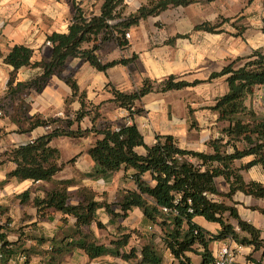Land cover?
Listing matches in <instances>:
<instances>
[{
  "label": "trees",
  "instance_id": "trees-1",
  "mask_svg": "<svg viewBox=\"0 0 264 264\" xmlns=\"http://www.w3.org/2000/svg\"><path fill=\"white\" fill-rule=\"evenodd\" d=\"M213 1L216 0H147L136 12L125 16L122 14L125 0H104L101 13L93 16H87L76 2V13L68 32H54L48 36L53 46L49 60L34 61V49L24 44L14 45L4 57L0 53V58L13 66L2 99L10 103L9 107L12 106L6 110V115L18 124L20 132H31L38 127L50 128L46 134L0 154L3 160L15 164L1 185L13 178L43 182L35 191L27 189L17 194L20 202L36 208L40 219L53 212L62 214V228L68 225L70 218L75 220L72 227L53 237H32L21 227L15 230L19 235L14 241L8 240L5 232L0 233L4 264H9L11 260L30 264L33 256L45 257V264H61L66 255L78 249L91 259L111 255L131 264H170L166 251L174 261L171 264H194L191 253L201 258L200 264H215L216 254L211 244L229 238L239 244L253 246L255 250L262 249L264 256L261 230L243 220L237 207L225 201H232L238 192L264 200V182L246 180L243 174L254 166H261L264 170V110L258 111L248 103L258 87L264 86V49H255L248 55L231 59L207 80L195 79L191 82L171 75L158 81L147 77L139 88L131 92L108 84L112 101L133 116L141 111L138 103L151 92L182 90L202 82L223 79L227 83V91L210 106L222 124L219 136L208 142L211 151L181 147L173 135H159L154 144L148 145L136 123L116 127L105 119L99 107L88 101L86 92L80 91L73 76H63L69 58H80L99 71L128 64L137 56L103 62L98 51L109 42H115L120 47L128 46L126 34L129 29L150 16H157L170 8ZM230 20L221 17L216 23L204 21L196 24L193 31L222 33L225 30L221 27ZM238 27L235 35L243 36L247 27ZM189 35L177 34L174 39ZM26 66L40 67L43 72L30 80L20 81L17 73ZM55 73L64 77L72 88L73 98L78 97L82 104L73 118L69 115V108L65 110V117L45 118L30 113L31 106L26 99L29 90L40 91ZM86 117L92 124L85 128L82 122ZM62 136L95 137L88 149L93 166L89 172L82 174L83 177L107 181L116 173L123 172L134 186L118 190L110 202L106 193L100 194L76 178L56 180L66 163L61 160V150L51 143ZM138 147H144V151L139 152ZM247 157L251 159L236 165V161ZM73 160L75 158L69 163ZM220 177L229 185L227 192L221 191L217 185ZM33 193L36 194L33 196ZM101 208L111 217L112 223L127 219L134 208H139L145 222L152 229L158 227L160 232L150 231L145 243L138 246L132 244V240L135 235L141 236L140 231L119 225L118 235L108 243H101L93 233L84 229L92 225L98 229L106 228L99 219ZM251 209L264 214V206H251ZM198 216L218 223L219 230L209 231L196 221ZM28 239H34L36 244L27 247ZM46 243L48 247L43 248Z\"/></svg>",
  "mask_w": 264,
  "mask_h": 264
},
{
  "label": "crops",
  "instance_id": "crops-1",
  "mask_svg": "<svg viewBox=\"0 0 264 264\" xmlns=\"http://www.w3.org/2000/svg\"><path fill=\"white\" fill-rule=\"evenodd\" d=\"M146 1L125 0L122 14L125 16L136 12ZM76 2L87 16H93L101 13L104 0H0V53L4 57L14 45L24 44L34 49V61L49 60L53 46L48 36L54 32H68L76 13ZM221 17L231 18L221 27L225 30L224 32L193 31L196 24L204 21L216 23L221 20ZM240 17H242L241 20ZM263 18L264 0H216L170 8L132 26L128 32L129 37H126L129 41L128 46L120 47L115 42H109L98 51L103 62L131 58L136 55L135 60L128 64L116 65L107 71H99L80 58H69L65 64L63 76L66 74L73 76L80 86V91L86 92L88 101L95 104V107H99L105 119L116 127L136 123L148 145L154 144L159 135H173L181 147L211 151L208 142L219 136V128L222 124L217 120L218 114L210 109V106L214 104H210L211 98L201 94V91L208 88H222L220 96L223 95L228 88L223 79L202 82L182 90L164 93L151 92L138 103L141 111L133 116H130L128 110L112 101L113 95L108 84L131 92L139 88L147 77L158 81L171 75L191 82L195 79L207 80L214 71H220L231 59L248 55L255 49H264ZM241 25L246 26L247 29L243 36L237 37L234 26ZM177 34L190 35L174 39ZM3 57L0 58V111H3L0 115V154L13 146L46 134L50 130L49 127H38L31 132H20L18 124L12 122L6 115V110L12 106L9 107L10 103L2 99L7 90L13 66L5 63ZM42 72L40 67L26 66L18 71L17 77L20 81H26ZM63 76L55 73L40 91L29 90L26 99L30 103L31 114H40L45 118L65 117V110L69 108V115L73 118L75 113L81 109L82 104L79 98H73L72 88ZM257 90L264 91V86L258 87ZM255 94L248 103L256 108ZM205 101H207L206 104ZM91 124L89 117L82 122L85 128L90 127ZM89 138L91 139L89 146L84 152L81 147L83 138L62 136L52 141L51 144L61 150V160L66 163L55 179L76 178L80 183L90 185L100 194L106 193V198L111 202L118 190L131 188L134 183L130 178H126L123 172L116 173L107 181L83 177L82 174L89 172L93 166L88 149L94 143L95 137L89 136L87 139ZM138 151L143 152L144 147H138ZM72 158L75 160L69 163ZM250 159L247 157L242 161H236V165ZM14 167L13 162L0 158V207H7L8 200L12 197L17 204L15 212H12V209L8 210V207L1 208L0 213L7 216L9 222L0 228V233L5 232L8 240L18 239L19 234L15 230L20 227L12 232L7 231L16 226V222L11 217H15L16 220L21 219L20 221L31 225L23 228V232H28L32 237H53L68 227H72L75 221L72 218L68 225L62 228L60 220L62 214L53 212L46 218L40 219L36 208L20 202L17 194L27 189L35 191L43 182L18 181L13 178L1 185ZM243 174L246 180L258 179L264 182V170L261 166H254L243 171ZM217 185L223 192L229 190V185L221 177L217 179ZM39 192L43 194L42 191ZM35 194L33 193V196ZM219 199L223 200L220 197ZM225 201L237 207L243 220L259 228L264 239V214L251 209V206L256 205L263 207L264 200L238 192L232 201L229 199ZM98 213L99 219L106 225V228L98 229L92 225L84 229L93 233L101 243H108L111 238L118 235L119 225L140 231L141 236L135 235L132 240V244L138 246L145 243L150 231L160 232L158 227L152 229L145 222L143 212L139 208H134L127 219L118 223L111 222V217L104 208H101ZM133 214L138 216V221L135 223L131 220ZM196 221L211 232H217L220 228L218 223L209 222L201 216H198ZM232 222L237 225L235 220ZM224 241L211 244L215 254ZM35 244L34 239H28L26 242L27 247ZM48 245L46 243L42 247L47 248ZM190 255L194 264H200L201 258L198 255L193 253ZM165 256H168V263L174 262L169 252L166 251ZM238 261L240 264H264L263 251L262 249L255 250L253 246L243 245ZM9 264H16V262L11 260ZM30 264H45V257L33 256ZM61 264L131 263L111 255L91 259L84 251L78 249L66 255Z\"/></svg>",
  "mask_w": 264,
  "mask_h": 264
},
{
  "label": "rangeland",
  "instance_id": "rangeland-1",
  "mask_svg": "<svg viewBox=\"0 0 264 264\" xmlns=\"http://www.w3.org/2000/svg\"><path fill=\"white\" fill-rule=\"evenodd\" d=\"M239 19L241 20L242 17H240ZM234 29L236 30L235 32H238L239 27H235L234 26ZM221 93H222V88H208V89H203L201 91V94H204L205 96H209L211 98L210 104L214 103L215 99L218 96H220ZM253 98H254V96H253ZM255 98L257 99L256 100V102H257L256 103L257 110L258 111H263L264 110V91L263 90L262 91L261 90H257V92L255 94ZM206 102L207 101H205V104H206ZM90 140H91L90 138L89 139L83 138L82 145H81V147L83 148V152L87 150ZM242 163L243 162H239L238 165H241ZM113 200H114V198H113ZM7 207H8V210L12 209V212L17 211L16 210L17 209V204H16L15 199L13 197H12L11 200L10 199L8 200V206ZM7 207H5V206L0 207V212H1V208H7ZM18 209H19V207H18ZM11 219L16 222V226H14L13 228L8 229L7 230L8 232H12L17 227L26 228L28 226H31L29 224H25L23 221H20L21 219L16 220L15 217H11ZM131 220L134 223L137 222L138 221V216L136 214H133ZM7 222H8L7 216H4V214L0 213V228H3V226H5V224ZM16 264H22V263L16 262Z\"/></svg>",
  "mask_w": 264,
  "mask_h": 264
},
{
  "label": "built area",
  "instance_id": "built-area-1",
  "mask_svg": "<svg viewBox=\"0 0 264 264\" xmlns=\"http://www.w3.org/2000/svg\"><path fill=\"white\" fill-rule=\"evenodd\" d=\"M129 37V33L126 34ZM2 112L0 111V115ZM167 210V209H165ZM243 245L229 238L223 242L216 252L215 264H240L238 256L242 252ZM0 264H4V254L2 252V243L0 242Z\"/></svg>",
  "mask_w": 264,
  "mask_h": 264
}]
</instances>
